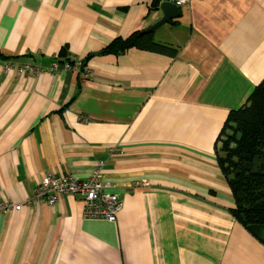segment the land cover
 Wrapping results in <instances>:
<instances>
[{"label":"crops","instance_id":"obj_1","mask_svg":"<svg viewBox=\"0 0 264 264\" xmlns=\"http://www.w3.org/2000/svg\"><path fill=\"white\" fill-rule=\"evenodd\" d=\"M163 1L0 0V201L21 204L0 211V264H264L216 156L264 81V0H190L152 32L176 56L99 54ZM62 50L75 69L47 71ZM99 162L115 221L83 217L77 194L34 201L43 176L86 179Z\"/></svg>","mask_w":264,"mask_h":264},{"label":"trees","instance_id":"obj_2","mask_svg":"<svg viewBox=\"0 0 264 264\" xmlns=\"http://www.w3.org/2000/svg\"><path fill=\"white\" fill-rule=\"evenodd\" d=\"M161 0H154L158 7ZM145 49L169 56H176L178 49L155 41L153 33L140 35L135 32L127 38L117 37L99 54H123L131 48ZM94 54H90L91 58ZM87 58V59H88ZM60 64L75 62L62 50L55 58ZM86 62L83 61V63ZM85 65V64H83ZM218 165L228 184L233 188L236 219L264 244V81L260 83L247 102L230 113L216 146ZM245 160L243 169L239 161ZM240 172L243 181L236 177ZM240 181V189L233 185Z\"/></svg>","mask_w":264,"mask_h":264},{"label":"built area","instance_id":"obj_3","mask_svg":"<svg viewBox=\"0 0 264 264\" xmlns=\"http://www.w3.org/2000/svg\"><path fill=\"white\" fill-rule=\"evenodd\" d=\"M177 6L182 7L188 5L190 0H171ZM11 62H5L6 71L13 68ZM18 69L28 73H42L45 68L34 66L31 64L19 65ZM73 70L70 62L60 64L56 59L47 71L57 73L60 70ZM90 76V71L85 74V77ZM103 163L96 164L90 176L86 179H79L72 174L66 175H45L41 183L36 188L34 201L46 203L49 205L55 204L61 195L77 194L82 197V214L85 218H101L107 221H115L118 212L122 208L123 202L120 196L110 189V185L102 179ZM21 204H14L12 201H0V211L20 209Z\"/></svg>","mask_w":264,"mask_h":264},{"label":"water","instance_id":"obj_4","mask_svg":"<svg viewBox=\"0 0 264 264\" xmlns=\"http://www.w3.org/2000/svg\"><path fill=\"white\" fill-rule=\"evenodd\" d=\"M160 10L163 13L162 18L153 24L150 28L140 31V35H144L150 32H154L156 29L161 27L166 23H170L173 21L174 18L180 15V7L173 3L171 0H165L160 5Z\"/></svg>","mask_w":264,"mask_h":264},{"label":"rangeland","instance_id":"obj_5","mask_svg":"<svg viewBox=\"0 0 264 264\" xmlns=\"http://www.w3.org/2000/svg\"><path fill=\"white\" fill-rule=\"evenodd\" d=\"M244 163H245V160H242V159H241V160L239 161V166H240V169H243V167H242V166L244 165ZM236 176L238 177V179H239V180H242V179H243V175H242V173H241V172H240V174H239V173H237V174H236Z\"/></svg>","mask_w":264,"mask_h":264}]
</instances>
